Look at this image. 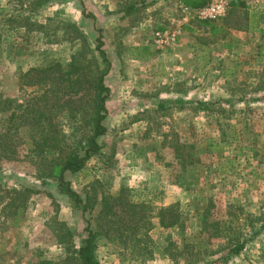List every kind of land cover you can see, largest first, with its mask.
<instances>
[{"label": "rangeland", "instance_id": "374dc122", "mask_svg": "<svg viewBox=\"0 0 264 264\" xmlns=\"http://www.w3.org/2000/svg\"><path fill=\"white\" fill-rule=\"evenodd\" d=\"M209 1L192 8L183 0H63L34 11L32 0H0L5 96L33 91L19 81L20 70L39 62L33 52L68 58L75 48L63 39L80 34L75 26L90 38L102 34L112 63L102 150L69 176L87 204L76 208L54 183L42 184L26 158L0 159V264L59 263L89 223L99 232L102 264H201L217 260L238 236L247 240L242 252L212 264H264V222L257 219L264 211V0H239L224 17L200 19ZM37 20L49 27L37 29ZM200 100L227 110L196 111ZM35 186L39 192H20ZM176 202L184 233L158 217ZM206 207L209 223L222 229L216 236L199 217Z\"/></svg>", "mask_w": 264, "mask_h": 264}, {"label": "trees", "instance_id": "16d2710c", "mask_svg": "<svg viewBox=\"0 0 264 264\" xmlns=\"http://www.w3.org/2000/svg\"><path fill=\"white\" fill-rule=\"evenodd\" d=\"M59 1L63 0H32L31 4L35 5V11ZM183 2L196 8L203 6L206 0ZM239 3H233L232 8ZM247 12L248 18L256 16ZM259 19L262 22L264 15L259 16ZM36 27L40 29L49 26L37 20ZM75 28L80 34L69 33L63 39L75 48L68 58L53 57L49 49H38L33 53L39 56V62L27 70H20V88L26 91L27 87H33L31 93L19 98L5 96L0 91V159L26 158L37 169V177L42 184L54 183L59 193L67 196L74 207L80 208L87 201L73 188L69 176L80 173L88 161L102 150L100 138L108 131L107 102L111 96L106 78L112 63L104 48L102 34L90 38L79 26ZM54 42L55 39H48L45 43ZM179 101L183 102L182 99ZM160 106L164 107V104L160 103ZM193 108L205 112L227 110L218 101L202 100L195 101ZM28 191L39 192L40 189L35 186L22 187L20 190ZM137 204H129L133 210L129 216L131 223L139 218L138 212L134 210ZM82 210L85 212L86 207ZM209 215L207 207L199 212L204 229L216 236L222 229L214 220L209 223ZM158 217L163 227H178L181 233L185 232L186 217L179 202L162 207ZM257 219L264 222V211ZM212 225L211 231L208 227ZM139 228L138 221L137 225L129 227L131 235L137 236ZM85 231L86 234H81L79 245L64 260L55 264H102L97 255L98 229L89 223ZM258 232L256 230L251 235L255 236ZM234 240L235 243L230 244L229 249L215 261L227 263L229 258L242 252L247 240L242 241L240 236ZM203 247L200 244L199 248ZM211 252L209 255L214 254V251ZM215 261L205 259L201 264H212ZM38 264L53 263L43 260Z\"/></svg>", "mask_w": 264, "mask_h": 264}, {"label": "built area", "instance_id": "2783aa9c", "mask_svg": "<svg viewBox=\"0 0 264 264\" xmlns=\"http://www.w3.org/2000/svg\"><path fill=\"white\" fill-rule=\"evenodd\" d=\"M239 0H211L203 8L197 11V16L203 20H215L221 17H224L229 8L233 3H237ZM172 40H175V36L168 37ZM164 36L161 32L156 33L155 41L159 44L164 42Z\"/></svg>", "mask_w": 264, "mask_h": 264}]
</instances>
